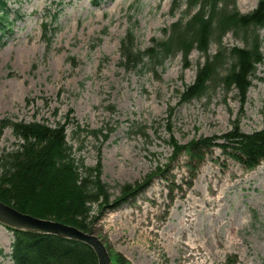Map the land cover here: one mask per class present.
<instances>
[{"label": "rangeland", "instance_id": "1", "mask_svg": "<svg viewBox=\"0 0 264 264\" xmlns=\"http://www.w3.org/2000/svg\"><path fill=\"white\" fill-rule=\"evenodd\" d=\"M235 1L242 13L257 2ZM172 2L5 0L9 10L0 37V119L64 123L74 156L87 165L99 164L112 203L100 209L93 205L97 216L91 232L106 247L110 264H264V159L246 169L213 145L192 176L186 153L172 158L170 146V136L180 144L199 136L220 137L238 116L243 132L264 126V28L259 30L263 60L242 106L236 89L225 93L222 85L207 97L179 103L181 91L204 61L196 49L189 53L187 67L177 53L154 71L127 70L119 54L128 28L141 50L151 45L153 37H164V30L184 9L182 4L172 10ZM222 43L226 48L242 45L231 32ZM209 48L213 54L216 45ZM100 128L107 133L105 139L89 132ZM19 143L10 127L0 131V153ZM205 173L214 175L215 192ZM124 183L141 187L119 200V186ZM153 188L160 203L145 195ZM203 196L218 198L208 205ZM190 200L197 206L188 211V224L184 208ZM142 207L149 209L147 221L150 210L158 211L154 231L145 233L150 223L135 224ZM187 227L197 238L195 243L209 251L208 257L194 250L193 257L185 259L184 244L170 251L160 245L165 240L159 234L181 237ZM13 238V231L0 224V264L12 263Z\"/></svg>", "mask_w": 264, "mask_h": 264}, {"label": "trees", "instance_id": "2", "mask_svg": "<svg viewBox=\"0 0 264 264\" xmlns=\"http://www.w3.org/2000/svg\"><path fill=\"white\" fill-rule=\"evenodd\" d=\"M172 4V10L184 4L179 18L164 30V37H153L146 48H138L132 28L127 29L120 40V64L127 70L154 71L169 57L180 53L187 67L189 53L196 49L204 61L198 64L194 80L181 91L179 103L207 97L217 85H222L225 93L231 87L236 89L242 106L256 66L263 60L259 30L264 28V0H257L247 13L238 10L235 0H173ZM8 10L5 0H0V37L7 24ZM42 27L47 30V24L43 23ZM228 32L238 37L242 45L224 47L222 39ZM212 43L216 45L213 54L209 53ZM5 127L11 128L20 143L0 153V201L22 213L91 232L97 216L92 212L93 205L100 209L112 203L108 185L100 178L99 164L87 165L74 156L66 140L64 123L52 126L2 118L0 131ZM89 132L107 137L101 128ZM170 138L172 158L186 153L192 176L213 145H219L246 169L264 159V126L243 132L239 128V116L220 137L199 136L185 144ZM217 139L224 143H218ZM140 187L138 183H124L119 186L117 197L128 198ZM10 229L14 234L9 254L11 264H98L92 247L82 241ZM120 260L116 255L115 261Z\"/></svg>", "mask_w": 264, "mask_h": 264}, {"label": "water", "instance_id": "3", "mask_svg": "<svg viewBox=\"0 0 264 264\" xmlns=\"http://www.w3.org/2000/svg\"><path fill=\"white\" fill-rule=\"evenodd\" d=\"M0 224L15 230L57 236L82 241L92 247L98 264H110V256L101 240L92 232H85L76 226L48 218H39L22 213L13 206L0 201Z\"/></svg>", "mask_w": 264, "mask_h": 264}, {"label": "bare ground", "instance_id": "4", "mask_svg": "<svg viewBox=\"0 0 264 264\" xmlns=\"http://www.w3.org/2000/svg\"><path fill=\"white\" fill-rule=\"evenodd\" d=\"M213 176L214 175L207 176V174L205 173V179L208 181V184L211 185V187H212L211 191L214 190V192H215V190H217L215 188L216 187V180L213 179L214 178ZM156 192H157V189L153 188L151 190H148L145 193V195L149 196L153 200H157V202L160 203L161 201L159 200V194H157ZM217 198H218V196L213 197V198L212 197L203 196L202 197V201L205 204L210 205V204L216 202ZM187 203H189V204H187ZM187 203L185 202L184 212H185L186 215H188L187 218H186V221H187L188 224H190L191 223V218H190V213L189 212H190L191 209H194V207H196L197 204L193 200H190ZM192 204H194V205H192ZM148 211H149V209H147L146 207H142V213H140L139 215H136L134 217L135 220H136V223H135L136 225L140 224L141 222L150 223L152 225L149 228L148 227L146 228L145 233H148L151 230L154 231V228L157 226L156 221L153 218L158 213V211L156 209L150 210L151 217L147 221L146 219H147V212ZM186 226H187V224H186ZM188 229H189V227H187V230L184 229L181 232V237L185 236V240L184 241H181V237L180 236L179 237L172 236L170 234V232L161 233V235L159 234V232H157V231H155V232L157 234H159L160 239L165 240L163 243L162 242H159V243H160L161 246L163 244L164 247L166 248V250H168V251H170L171 247H174V246H177V245H180V244H184V248H185L184 250H185V252L187 251V253H186V255H183L182 258L191 259L193 257V255H194V250H201L202 252H204L205 256L208 257L209 256V251L206 250L202 244H196L195 243L197 238ZM203 248L205 249V251H204ZM189 261H191V260H189ZM182 263H183V261H182Z\"/></svg>", "mask_w": 264, "mask_h": 264}]
</instances>
